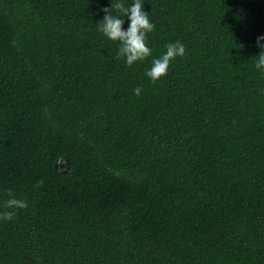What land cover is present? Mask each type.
I'll use <instances>...</instances> for the list:
<instances>
[{
    "label": "trees",
    "instance_id": "trees-1",
    "mask_svg": "<svg viewBox=\"0 0 264 264\" xmlns=\"http://www.w3.org/2000/svg\"><path fill=\"white\" fill-rule=\"evenodd\" d=\"M103 5L0 0V264H264V0H144L131 66Z\"/></svg>",
    "mask_w": 264,
    "mask_h": 264
},
{
    "label": "clouds",
    "instance_id": "clouds-1",
    "mask_svg": "<svg viewBox=\"0 0 264 264\" xmlns=\"http://www.w3.org/2000/svg\"><path fill=\"white\" fill-rule=\"evenodd\" d=\"M143 5L144 0H132L130 4H125L124 0L115 2L109 0V5L101 7L103 16L96 23L98 31L104 36L119 42L117 55L122 56L129 66L137 61H143L152 53L146 41L147 34L153 30L154 24L149 19V11H145ZM117 9L120 11L117 12ZM125 19L128 21L126 28L123 27ZM255 44L259 51L254 55V66L259 72L264 73V33L255 37ZM165 49L158 57H152L151 66L146 70L150 82H155L166 75L170 61L185 54V45L179 40L168 42ZM133 91L139 95L141 89L137 86ZM25 206V200L9 196L3 210H0V220L12 219L15 211Z\"/></svg>",
    "mask_w": 264,
    "mask_h": 264
},
{
    "label": "rangeland",
    "instance_id": "rangeland-1",
    "mask_svg": "<svg viewBox=\"0 0 264 264\" xmlns=\"http://www.w3.org/2000/svg\"><path fill=\"white\" fill-rule=\"evenodd\" d=\"M65 166H66V164L64 161H58V163H57L58 168L63 169Z\"/></svg>",
    "mask_w": 264,
    "mask_h": 264
}]
</instances>
